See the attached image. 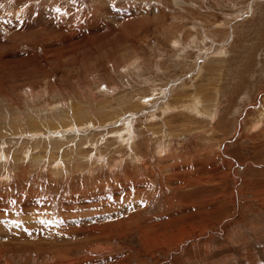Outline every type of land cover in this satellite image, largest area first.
I'll list each match as a JSON object with an SVG mask.
<instances>
[{"label": "rangeland", "instance_id": "374dc122", "mask_svg": "<svg viewBox=\"0 0 264 264\" xmlns=\"http://www.w3.org/2000/svg\"><path fill=\"white\" fill-rule=\"evenodd\" d=\"M0 264H264V0H0Z\"/></svg>", "mask_w": 264, "mask_h": 264}, {"label": "bare ground", "instance_id": "6f19581e", "mask_svg": "<svg viewBox=\"0 0 264 264\" xmlns=\"http://www.w3.org/2000/svg\"><path fill=\"white\" fill-rule=\"evenodd\" d=\"M186 101V100H185ZM212 105V104H211ZM202 110V109H201ZM203 111V110H202ZM78 113V112H77ZM212 113V112H211ZM211 113H210V115H211ZM75 115V114H74ZM78 117V116H77ZM27 118V117H26ZM31 119V118H30ZM77 119V118H76ZM32 120V119H31ZM84 120V119H83ZM79 121V120H78ZM36 126H38V125H36ZM33 127H35V126H33ZM194 179V178H193ZM190 180V179H189ZM199 180V179H198Z\"/></svg>", "mask_w": 264, "mask_h": 264}]
</instances>
